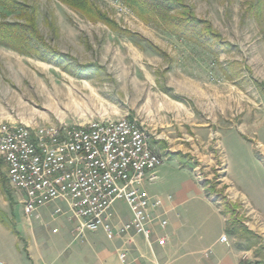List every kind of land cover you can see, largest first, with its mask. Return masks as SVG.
Masks as SVG:
<instances>
[{
    "label": "rangeland",
    "instance_id": "1",
    "mask_svg": "<svg viewBox=\"0 0 264 264\" xmlns=\"http://www.w3.org/2000/svg\"><path fill=\"white\" fill-rule=\"evenodd\" d=\"M26 1L38 7L39 26L52 45L80 63L104 68L79 78L0 45V122L137 119L165 157L158 181L147 188L175 193L182 186L197 193L210 181L217 191L211 198L231 229L234 220L244 227L231 233L233 245L248 255L246 262L264 264V10L260 18L258 0H184L232 44L218 56L144 23L121 0H93L118 24L166 50L167 58L59 0ZM3 18L16 15L0 8ZM22 200L0 157V223L13 231L18 217H28ZM228 201L236 204V216L228 211L235 208ZM116 206L129 214L124 201ZM8 250L9 240L0 230V261Z\"/></svg>",
    "mask_w": 264,
    "mask_h": 264
},
{
    "label": "built area",
    "instance_id": "2",
    "mask_svg": "<svg viewBox=\"0 0 264 264\" xmlns=\"http://www.w3.org/2000/svg\"><path fill=\"white\" fill-rule=\"evenodd\" d=\"M0 157L10 184L23 195L24 213L63 202L54 215L66 214L78 235L102 229L114 239L134 232L152 246L154 211L173 198L149 192L165 157L152 146L148 130L127 116L85 124L1 121ZM118 201L128 205L131 220L116 222ZM158 222L161 228L168 224L161 217ZM157 241L165 245L167 238ZM126 257L127 251L120 253L122 261Z\"/></svg>",
    "mask_w": 264,
    "mask_h": 264
},
{
    "label": "crops",
    "instance_id": "3",
    "mask_svg": "<svg viewBox=\"0 0 264 264\" xmlns=\"http://www.w3.org/2000/svg\"><path fill=\"white\" fill-rule=\"evenodd\" d=\"M149 192L152 196H173L154 211L152 246L134 232L114 239L102 229L78 235L66 214L54 215L57 207L65 208L57 201L27 219L18 217V234L0 223L2 234L9 240L7 259L0 264H243L249 260L233 245L228 218L218 201L206 195L204 186L197 193L182 186L175 193L159 189ZM116 204V222L131 220V212L122 214ZM160 217L168 220L165 228L159 225ZM223 235L228 241L221 240ZM162 236L167 238L165 245L158 244ZM123 251H127L126 261L120 258Z\"/></svg>",
    "mask_w": 264,
    "mask_h": 264
},
{
    "label": "trees",
    "instance_id": "4",
    "mask_svg": "<svg viewBox=\"0 0 264 264\" xmlns=\"http://www.w3.org/2000/svg\"><path fill=\"white\" fill-rule=\"evenodd\" d=\"M59 1L74 11L81 13L90 21L103 22L113 32L130 38L137 45L148 47L163 57H169L166 50L156 45L144 35L118 24L93 0ZM121 1L144 23L154 25L180 39L197 44L215 56H218L220 52H227L232 47L230 42L222 39L220 32L214 28L211 21L199 17L194 6L186 3L184 0ZM255 7L258 8L257 11L261 18L264 10V0H258ZM0 8L16 15L14 20H7L6 18L0 20L1 46L8 47L23 55L55 63L79 78H88L92 74L103 70L104 67L96 62L80 63L71 54L65 53L57 46L52 45L39 26V9L37 6L30 4L26 0H0ZM252 9L253 7H251ZM47 24L50 27L53 26L51 22ZM163 90L169 92L170 88L163 87ZM6 184L7 182L4 179L2 181L3 189ZM204 187L208 197H211L214 192L217 193L210 181H206ZM230 204L235 206V208H232V210L229 206L228 211H231L236 216V204ZM223 213L226 215L225 212ZM236 220H239L238 217ZM234 222L236 224H233L234 227L231 229L228 221V231L230 233L235 232V230L239 231L243 227L235 220ZM14 232L18 234L17 229ZM243 264L252 263L244 261Z\"/></svg>",
    "mask_w": 264,
    "mask_h": 264
}]
</instances>
